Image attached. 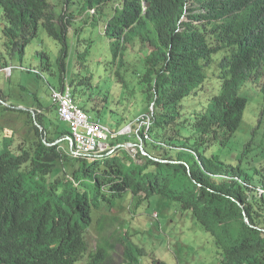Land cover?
I'll use <instances>...</instances> for the list:
<instances>
[{
	"label": "trees",
	"instance_id": "trees-1",
	"mask_svg": "<svg viewBox=\"0 0 264 264\" xmlns=\"http://www.w3.org/2000/svg\"><path fill=\"white\" fill-rule=\"evenodd\" d=\"M110 2L0 0L5 47L0 70H11L22 60L41 27L59 45L54 64L42 53L48 59L44 63L52 65L49 70L58 73L56 88L68 79L83 112L96 121L110 115L109 90L103 96L91 94L90 100L84 96L95 87L94 74L82 73L87 49L77 52V65L68 62L73 20L88 8L96 10L97 17L86 24L93 31ZM118 5L105 22L103 37L109 41L119 95L137 91L152 104V112L145 107L147 124L134 128L147 155L137 148L142 164L128 165L120 147L113 155L73 158L61 148L63 142L54 144L69 136L57 112L56 123L44 128L42 110L54 107L14 110L26 115L36 139L0 149V264H117L115 246L105 240L114 219L101 215L117 202H127L134 216L151 218L165 206L172 208L179 222L165 233L182 226L191 238V225L201 228L218 249V264H264V147H252L255 131L264 130V0H119ZM131 51L140 55L134 65ZM211 67L219 89L202 102ZM246 84L259 88L262 111L250 140L240 142L234 155L232 145L234 140L238 144L249 104L242 94ZM34 122L47 137L53 128L52 137L44 140ZM127 122L106 126L116 134ZM121 141L127 136L110 144ZM95 223L101 242L92 246ZM119 234L114 241L123 248L120 264H176L164 239L158 249L148 250L147 244L132 242L127 230Z\"/></svg>",
	"mask_w": 264,
	"mask_h": 264
},
{
	"label": "rangeland",
	"instance_id": "rangeland-1",
	"mask_svg": "<svg viewBox=\"0 0 264 264\" xmlns=\"http://www.w3.org/2000/svg\"><path fill=\"white\" fill-rule=\"evenodd\" d=\"M50 2L52 3V0ZM118 3L119 0H112V2L105 4L104 12L100 18L98 17L97 27L93 31L86 24L92 22L94 17H97L96 10L88 8L80 19L73 20L74 24L68 32V46L70 47L68 62L73 60L74 64L77 65L78 61L75 59L77 52L82 53L87 49L88 54L84 62L86 68L82 73L94 74L95 87L90 93L86 91L84 96L87 100H90L91 94L95 93L103 96L104 92L109 90L111 105L107 107V110L111 111V114L105 115L103 119L100 118V122L113 129V123H117L120 120H125V122L131 121L127 122L128 124L124 129L116 133L118 137L127 136L128 138V141H121L118 146L125 152L123 163L126 165L129 164L128 162L142 164L137 154V148L129 147L127 144L141 145L134 128H140L147 124V119L144 115L145 107L149 112H152V104L145 102L137 91L130 92L125 96L119 95L120 86L115 82L114 69L110 65L111 54L108 48L109 41L103 37L105 22L119 6ZM2 25L3 21L0 17V54H5L3 34L1 31ZM78 32L79 34H77ZM58 52V43L50 39L45 31L39 27L37 36L26 47L22 60L12 63L13 67L11 70L8 68L0 70V99L3 96L2 99L7 101V103H3L0 100V149L3 147L14 149L17 147L19 141L28 143L36 139L35 131L26 122V115L21 112H14V110L29 111L31 113L37 109L38 104L43 108L50 107L49 91L50 88L57 87L56 80L58 73L54 68L49 70V67L55 63ZM42 53H45L49 57L51 64L44 63L46 61L48 62V59L43 58ZM139 56L138 52L133 54L131 51L128 57L130 59V65H134ZM5 62L10 64L8 60H5ZM67 76L70 79V70L67 71ZM219 85L220 82L217 79V73L214 67H211L207 73L206 83L202 87L203 91L201 92L200 101L204 102L216 94ZM100 87L103 89H100ZM242 94L247 96L249 104L245 112L241 132L239 131L238 134V144L236 145V140H234L232 145V148L237 151L233 152L234 155H238V150L241 149L238 148L240 142L250 140V130H253L252 126L257 123L263 104L259 88L256 86L246 84L242 89ZM115 103L117 104L116 106ZM4 107L7 109H4ZM45 111V109L42 110L46 114L43 125L45 126L44 128H48V126L56 123L53 118L56 110L55 112L54 110ZM89 114H93V112H89ZM139 121L141 122L139 123ZM33 125L41 130V132L43 131V127H40L35 122ZM61 126L66 127V124L62 123ZM132 126L133 129H131ZM262 128L261 126L259 130L255 131L252 139V147L257 150L261 146L264 147V130ZM124 131H126L125 134H122ZM49 132V137L42 132L44 140L52 137L53 128H50ZM59 144H61V148H65L64 143ZM115 147L110 143L109 145L107 144L103 154L105 156L113 155L116 150L114 149ZM61 176L60 174L59 177ZM24 185L28 186L30 183H24ZM127 207V202H117L110 210L103 208L101 211L103 217H111L114 219L110 223L111 225L107 226L105 240L115 246L113 259L117 264H120L123 260V248L122 246H118L114 239L117 235H120L119 233L122 234L123 230H127L132 242L138 243L139 240L147 244L148 250L158 249L164 239L167 246L166 252L168 255L173 254L176 257V264H218V249L211 236L201 228L194 229L191 225L190 228L194 235L191 238H188L184 232H181L182 226L175 229L171 235L165 233L166 228L170 229L179 222L178 215L171 213L172 208L170 209L168 206L162 208L159 211L158 221H156L150 216H134L130 214ZM181 223L187 225L185 221ZM100 237L101 235L98 233L97 224L95 223L91 235L92 246H96L101 242ZM173 239H176L177 243H174ZM153 259L155 258L153 257ZM143 264H150V262H143ZM168 264H175V261L170 260Z\"/></svg>",
	"mask_w": 264,
	"mask_h": 264
},
{
	"label": "built area",
	"instance_id": "built-area-1",
	"mask_svg": "<svg viewBox=\"0 0 264 264\" xmlns=\"http://www.w3.org/2000/svg\"><path fill=\"white\" fill-rule=\"evenodd\" d=\"M50 101L56 108L60 122L70 129V137H66L68 153L73 158L90 157L93 154L105 151V140L111 134L110 130L90 118L75 104L70 85L65 81L64 87L50 88ZM147 139V136H145ZM153 220H158V214L153 215Z\"/></svg>",
	"mask_w": 264,
	"mask_h": 264
},
{
	"label": "clouds",
	"instance_id": "clouds-1",
	"mask_svg": "<svg viewBox=\"0 0 264 264\" xmlns=\"http://www.w3.org/2000/svg\"><path fill=\"white\" fill-rule=\"evenodd\" d=\"M67 81V80H66ZM68 82V81H67ZM69 84V83H68ZM54 88V87H53ZM49 98H50V93H49ZM74 99V98H73ZM79 108V107H78ZM55 110H56V108H55ZM57 112V111H56ZM89 116V115H88ZM90 117V116H89ZM59 118V117H58ZM91 118V117H90ZM93 119V118H92ZM94 120V119H93ZM96 121V120H95ZM98 122L99 123H101L99 120H98ZM62 123V122H61ZM102 125H104V126H106L105 124H103V123H101ZM107 127V126H106ZM108 128V127H107ZM109 129V128H108ZM128 130V129H127ZM111 132V131H110ZM125 132L126 131H124V132H122V134H125ZM111 134L112 135H114V137H111L110 135L108 136V138L105 140V142H104V144L106 145V147H107V144L109 145V143H110V141H113L114 139H116L117 137H118V135L117 134H115V133H113V132H111ZM146 136V135H145ZM67 137H70V135L69 136H67ZM66 138V137H65ZM65 138L64 139H62V140H60V141H57L58 143L59 142H63L64 144H65V148H66V152L68 153V150H69V146H68V143L65 141ZM145 138V137H144ZM145 140H148V137H147V139H145ZM106 142H107V144H106ZM57 143V144H58ZM118 147H120V146H116L114 149H116V148H118ZM65 148H62V149H65ZM105 152V151H104ZM69 154V153H68ZM70 156V155H69ZM158 214V213H157ZM158 221V220H157Z\"/></svg>",
	"mask_w": 264,
	"mask_h": 264
},
{
	"label": "water",
	"instance_id": "water-1",
	"mask_svg": "<svg viewBox=\"0 0 264 264\" xmlns=\"http://www.w3.org/2000/svg\"><path fill=\"white\" fill-rule=\"evenodd\" d=\"M33 115H34V114H33ZM57 143H58V142H56V143H54V144H57ZM54 144H52V145H54ZM127 146L138 148L143 156H146V155H147V154L143 151V147H142L141 145L127 144ZM150 158H151V157H150ZM153 160H156V159H153ZM156 161H157V160H156ZM244 221H245V223H247V224L249 223V220L245 217V215H244ZM263 232H264V230H263Z\"/></svg>",
	"mask_w": 264,
	"mask_h": 264
},
{
	"label": "crops",
	"instance_id": "crops-1",
	"mask_svg": "<svg viewBox=\"0 0 264 264\" xmlns=\"http://www.w3.org/2000/svg\"><path fill=\"white\" fill-rule=\"evenodd\" d=\"M49 101H50V98H49ZM50 104H51V101H50ZM52 107H54L52 104H51ZM54 110H55V107H54ZM62 124V123H61ZM64 124V123H63ZM62 128L66 129L68 132H69V135L71 134L70 133V129L66 126V127H63ZM142 146V145H141Z\"/></svg>",
	"mask_w": 264,
	"mask_h": 264
}]
</instances>
